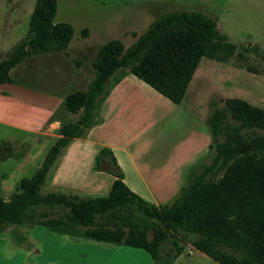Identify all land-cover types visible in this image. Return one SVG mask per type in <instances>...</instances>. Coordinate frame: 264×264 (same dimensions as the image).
<instances>
[{
  "label": "trees",
  "instance_id": "trees-1",
  "mask_svg": "<svg viewBox=\"0 0 264 264\" xmlns=\"http://www.w3.org/2000/svg\"><path fill=\"white\" fill-rule=\"evenodd\" d=\"M55 12V0L35 1L26 33L0 60V85L13 83L10 71L29 56L65 53L73 31L67 23H53ZM234 51L211 18L184 10L158 14L126 49L119 40L103 44L86 88L63 99L64 110L78 114L77 120L61 123L38 168L21 178L6 200L0 197V232L8 226L40 225L97 243L117 241L153 261L176 258L189 246L217 264H264V109L240 99L226 98L221 107L212 104L205 119L208 161L188 171L169 205H154L130 191L106 148L99 150L94 167L99 170L104 160L112 168L105 170L113 177L107 195L40 192L60 150L97 123L115 72L126 69L179 105L201 58L227 62Z\"/></svg>",
  "mask_w": 264,
  "mask_h": 264
},
{
  "label": "rangeland",
  "instance_id": "rangeland-1",
  "mask_svg": "<svg viewBox=\"0 0 264 264\" xmlns=\"http://www.w3.org/2000/svg\"><path fill=\"white\" fill-rule=\"evenodd\" d=\"M35 1L0 0V60L26 33ZM55 2L53 23H67L73 31L66 54L54 52L25 58L11 70L12 82L31 89L60 87L83 90L92 78L91 63L103 44L109 40H119L126 49L158 14L174 10L197 11L207 15L215 22L218 33L235 46L232 57L225 63L206 58L199 60L179 105L170 103L152 91L143 82L127 74L126 69L118 70L109 79L108 89H112L113 81L127 74L123 89H145V95L155 105L154 122L143 134L137 146L128 149V152L146 181H149L147 176L157 178L155 183L149 185V189L151 194L156 196L155 201L158 205H169L176 198L179 188L185 184L188 171L208 161L207 150L201 151L198 143L203 138L210 139L205 119L210 114L212 104L221 107L224 99L236 98L264 109V0H55ZM84 30L87 33L82 37L81 33ZM245 67H250L251 70L247 71ZM6 136L17 137L16 133L9 131ZM24 136L19 134L21 138ZM77 147L78 144L70 146V154L64 159L65 166H55L49 173L41 186L42 194L57 191L80 198L105 196L104 193H88L81 188L69 190V186L76 184L85 172L91 153L90 147L81 144L82 152L73 154L79 151ZM40 151L18 169L15 177L21 179L32 175L42 159L43 153L40 154ZM70 155H76L75 159ZM77 155H80L79 159ZM116 165L124 176L129 190L143 200L151 202L149 190L146 191L134 181V174L128 162L119 157ZM151 167H162L161 172L146 173L145 170ZM98 168L112 169L109 166L106 169L100 162ZM52 177L54 181H59L58 187L54 189L50 188L52 185L49 183ZM14 190L15 187L8 197ZM29 226L23 224L6 227L0 233V245L5 246L6 239L10 236L12 238V235L18 240L19 234L23 236L25 232V235L32 233L41 236L45 231L43 226L34 225L27 229ZM187 250L190 255L185 252L175 264H215L202 254L192 249ZM139 251L145 258L131 264H154L144 251ZM167 262L168 260H164L159 264Z\"/></svg>",
  "mask_w": 264,
  "mask_h": 264
},
{
  "label": "crops",
  "instance_id": "crops-1",
  "mask_svg": "<svg viewBox=\"0 0 264 264\" xmlns=\"http://www.w3.org/2000/svg\"><path fill=\"white\" fill-rule=\"evenodd\" d=\"M60 54H66V51ZM11 72L9 78H11ZM127 74L121 76L113 88L108 90L107 96L99 106L97 123L87 130L82 138L70 140L60 150L49 167L43 182L55 166H65L64 159L70 154V146L78 144L77 149L79 151H75L73 154H80L82 152L80 147L83 144L90 147V157L85 172L76 184L69 186V190L81 188L88 193L98 192L107 195L113 177L104 169L96 170L94 167L95 157L99 150L106 148L110 150L116 163H118L119 157L126 160L133 171L134 181L150 192L149 185L155 183L157 178L147 176L149 181H146L141 170L134 164L128 149L136 147L140 142L143 134L154 122L156 109L155 105L145 95V89H123ZM83 90L61 89L60 87L59 89H31L14 82L0 85L1 198L5 200L8 198L10 191L20 180V178L15 177L18 169L22 168L26 161L33 159L35 153L40 149V154L43 153V159L49 147L58 138L57 130L61 123L77 120L78 114H71L64 110L63 99L71 92ZM35 115L38 116L35 117ZM7 131L16 133L17 137L8 138L6 136ZM19 134L25 136L21 138ZM210 141L206 137L198 143L201 151L207 150L208 152ZM45 142L47 143L43 146ZM71 156L75 159L76 155ZM79 158L80 155H77V159ZM100 163L105 168L109 166L104 160H100ZM161 168L151 167L145 172L160 173ZM122 181L126 185L124 176H122ZM49 183L52 185L51 189L59 185V181H54L53 177ZM149 199L151 203L158 205L155 201L156 196L152 195L151 192ZM32 226L27 227V229ZM44 228L45 231L41 236L32 233L25 235V232V236L19 234L18 240L13 235L12 238L10 236L9 239H6V245H0V264H131L145 258L140 253V249L123 246L117 241L112 244L97 243ZM187 249L192 248L188 246L176 258L163 257L158 261L150 260L154 264H159L164 260H168L167 264H175L185 252L190 255Z\"/></svg>",
  "mask_w": 264,
  "mask_h": 264
},
{
  "label": "water",
  "instance_id": "water-1",
  "mask_svg": "<svg viewBox=\"0 0 264 264\" xmlns=\"http://www.w3.org/2000/svg\"><path fill=\"white\" fill-rule=\"evenodd\" d=\"M26 49H28V47Z\"/></svg>",
  "mask_w": 264,
  "mask_h": 264
}]
</instances>
